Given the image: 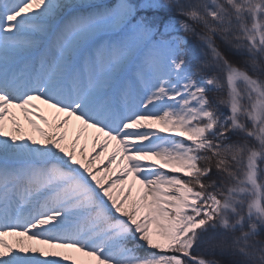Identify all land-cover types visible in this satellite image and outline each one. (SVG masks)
<instances>
[{
    "label": "snow or ice",
    "instance_id": "6c2138e0",
    "mask_svg": "<svg viewBox=\"0 0 264 264\" xmlns=\"http://www.w3.org/2000/svg\"><path fill=\"white\" fill-rule=\"evenodd\" d=\"M0 264H264V0H0Z\"/></svg>",
    "mask_w": 264,
    "mask_h": 264
},
{
    "label": "bare ground",
    "instance_id": "6f19581e",
    "mask_svg": "<svg viewBox=\"0 0 264 264\" xmlns=\"http://www.w3.org/2000/svg\"><path fill=\"white\" fill-rule=\"evenodd\" d=\"M74 132H75V128H71L70 129V135L71 134H74ZM91 149V144H89V150ZM75 255H77V256H79L80 254H75Z\"/></svg>",
    "mask_w": 264,
    "mask_h": 264
},
{
    "label": "trees",
    "instance_id": "16d2710c",
    "mask_svg": "<svg viewBox=\"0 0 264 264\" xmlns=\"http://www.w3.org/2000/svg\"><path fill=\"white\" fill-rule=\"evenodd\" d=\"M196 43V41L193 39V44H195Z\"/></svg>",
    "mask_w": 264,
    "mask_h": 264
},
{
    "label": "rangeland",
    "instance_id": "374dc122",
    "mask_svg": "<svg viewBox=\"0 0 264 264\" xmlns=\"http://www.w3.org/2000/svg\"><path fill=\"white\" fill-rule=\"evenodd\" d=\"M210 95H213V94L210 93ZM89 144H91L90 140H89Z\"/></svg>",
    "mask_w": 264,
    "mask_h": 264
}]
</instances>
